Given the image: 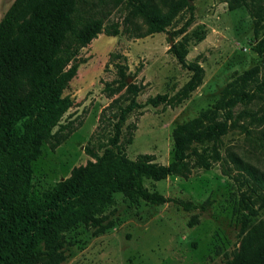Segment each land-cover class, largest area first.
<instances>
[{
	"label": "rangeland",
	"instance_id": "374dc122",
	"mask_svg": "<svg viewBox=\"0 0 264 264\" xmlns=\"http://www.w3.org/2000/svg\"><path fill=\"white\" fill-rule=\"evenodd\" d=\"M86 1L104 26L115 23L119 33H100L80 49L75 75L62 94L68 109L53 129L55 137L65 139L54 148L51 142L43 143L31 163V190L37 195L66 178L72 168L92 161L85 147L100 154L113 122L107 107L128 97L126 86L113 91L120 83L118 67L123 83L139 88V107L122 126L120 147L130 160L147 154L161 165L171 161L176 125L212 105L237 75L264 67V53L254 51L264 29L255 37L253 17L259 8L264 10V0H194L163 32L146 36H140L145 29L141 19L125 21L129 0ZM12 2L0 0V19ZM182 39L184 66L169 51ZM187 65L199 66L202 80L186 100L175 107L144 104L155 95L177 93L191 75ZM258 97L250 106L253 119H242L214 142L191 145L187 178L143 180L144 187L172 202L130 205L121 194H113V203L103 210L109 228L97 233L77 225L66 232L62 264H225L238 249L243 225L264 220V206L258 208L257 202L264 190L242 171L248 166L264 173V92ZM183 203L193 208L184 210ZM253 208L258 209L254 219L249 214Z\"/></svg>",
	"mask_w": 264,
	"mask_h": 264
},
{
	"label": "trees",
	"instance_id": "16d2710c",
	"mask_svg": "<svg viewBox=\"0 0 264 264\" xmlns=\"http://www.w3.org/2000/svg\"><path fill=\"white\" fill-rule=\"evenodd\" d=\"M193 1L129 0L125 21L141 19L145 29L140 36L157 34L181 11L190 9ZM253 17L256 37L264 29V10L259 8ZM100 33L116 36L118 25L104 26L86 0H13L0 19V264H62L66 259L64 234L77 225L97 233L108 229L103 210L113 203L115 193L130 205L172 202L144 187L143 180L187 178L191 145L214 142L242 119H253L250 106L258 93L264 92V67L258 66L237 75L212 105L172 129L168 164L155 163L147 154L130 160L120 147L121 131L127 116L139 107L135 102L139 88L124 84V73L118 67L120 83L113 91L126 86L128 97L124 103L115 99L107 107L113 122L104 146L99 147L100 154L85 147L92 161L72 168L51 189L34 194L31 163L39 157L43 143L51 142L54 148L65 139L66 135L55 137L53 132L68 109L62 94L75 75L80 49ZM185 46L182 39L169 49L182 66ZM254 51L264 53V35ZM186 67L191 75L177 93L155 95L144 104L175 107L186 100L202 80L199 66ZM103 112L99 122L104 119ZM242 171L264 190V173L248 166ZM257 202L258 208L264 206V198ZM182 205L184 210L193 208L189 203ZM257 210L249 209L253 219ZM225 264H264L263 219L243 225L238 249Z\"/></svg>",
	"mask_w": 264,
	"mask_h": 264
}]
</instances>
